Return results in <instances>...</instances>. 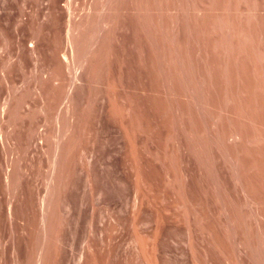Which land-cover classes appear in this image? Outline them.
<instances>
[{"label":"rangeland","instance_id":"374dc122","mask_svg":"<svg viewBox=\"0 0 264 264\" xmlns=\"http://www.w3.org/2000/svg\"><path fill=\"white\" fill-rule=\"evenodd\" d=\"M0 264H264V0H0Z\"/></svg>","mask_w":264,"mask_h":264},{"label":"bare ground","instance_id":"6f19581e","mask_svg":"<svg viewBox=\"0 0 264 264\" xmlns=\"http://www.w3.org/2000/svg\"><path fill=\"white\" fill-rule=\"evenodd\" d=\"M71 27V26H70ZM76 29V28H75ZM70 30L71 29H69V31H67V33L68 32H70ZM72 30H73V28H72ZM74 31H76V30H74ZM72 32V31H71ZM69 35H74V32H72V33H69ZM76 35H77V33H76ZM72 37V36H71ZM78 37V36H77ZM70 39V38H69ZM77 39V38H76ZM74 41V40H73ZM77 42V41H76ZM92 43V42H91ZM92 45V44H91ZM75 46V45H74ZM79 46V45H78ZM76 48V47H75ZM79 48V47H78ZM77 52V51H76ZM75 54V53H74Z\"/></svg>","mask_w":264,"mask_h":264}]
</instances>
